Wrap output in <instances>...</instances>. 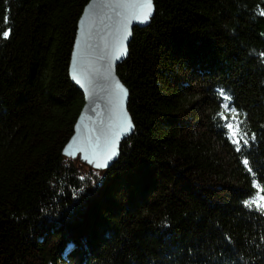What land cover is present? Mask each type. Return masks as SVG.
<instances>
[{
	"label": "trees",
	"instance_id": "1",
	"mask_svg": "<svg viewBox=\"0 0 264 264\" xmlns=\"http://www.w3.org/2000/svg\"><path fill=\"white\" fill-rule=\"evenodd\" d=\"M91 1L0 0V264H264V0H153L117 70L134 135L89 175L63 149Z\"/></svg>",
	"mask_w": 264,
	"mask_h": 264
},
{
	"label": "water",
	"instance_id": "2",
	"mask_svg": "<svg viewBox=\"0 0 264 264\" xmlns=\"http://www.w3.org/2000/svg\"><path fill=\"white\" fill-rule=\"evenodd\" d=\"M136 11L138 9L128 0H92L78 25L70 78L83 94L85 106L63 155L72 159H78L76 157L79 156L81 162L97 172H106L117 163L123 143L129 141L135 132L133 127L116 141L117 154L108 162L106 169L95 167L93 161L102 152L108 135L118 129L123 113H127L134 126L128 112L130 93L119 79L117 70L129 58V46L135 30L147 28L154 19L156 13L154 1L152 16L147 23L130 19L132 13ZM125 24L129 33L124 41L126 54L120 56L118 49ZM117 83L128 92L123 101V112L117 109Z\"/></svg>",
	"mask_w": 264,
	"mask_h": 264
},
{
	"label": "snow or ice",
	"instance_id": "3",
	"mask_svg": "<svg viewBox=\"0 0 264 264\" xmlns=\"http://www.w3.org/2000/svg\"><path fill=\"white\" fill-rule=\"evenodd\" d=\"M128 2L133 7L138 9V11L132 13L130 19H135L140 23H147L151 19L152 11H153V0H128ZM262 15H264V12H262ZM128 34L129 33H128V29H127V24H125L124 33L121 36L120 46L118 49L120 56H123L126 54L125 48H124V41L127 38ZM10 35H11V29H9L3 33V36L5 39H8ZM262 55H264V54H262ZM116 95L118 97L117 109L120 112H123L122 106H123V101L126 99V97L128 95L127 89L124 88L119 83H117ZM219 95L224 101H228L231 99L225 93L224 90H220ZM224 107L228 108V107H230V105L224 104ZM231 110L233 112L236 111L235 108H232ZM220 116L223 117V113H220ZM226 119L227 118H225V120ZM133 127L134 126L131 123L130 118L127 116V113H123L122 118L120 119V124H119L118 129H116L110 135H108V137L106 138L102 152H100L97 159H95L93 161L95 163V167L97 169H106L108 167V162L111 161L117 154V152H116V141L120 138L121 135L127 134L128 132H130ZM226 127L229 130H231L233 128V125L228 123V124H226ZM253 139H254V137H253ZM234 143H239V141H234ZM247 143H248V141L245 140L244 144H247ZM97 147H99V146H97ZM235 151L240 152L241 149L239 147H236ZM93 154L96 155V152H94ZM242 163L247 168V171L249 173H252V168L249 166V160L247 158H245V159H243ZM97 175H98V173H97ZM81 179H83V177H81ZM92 183L94 184L95 181H93ZM253 185L258 190V192L264 193V188H261L258 183L253 181ZM257 199L264 201V195L258 196ZM254 203H255V200L243 201V204L247 207H252V204H254ZM257 207L261 210H264V204H259V205H257Z\"/></svg>",
	"mask_w": 264,
	"mask_h": 264
},
{
	"label": "bare ground",
	"instance_id": "4",
	"mask_svg": "<svg viewBox=\"0 0 264 264\" xmlns=\"http://www.w3.org/2000/svg\"><path fill=\"white\" fill-rule=\"evenodd\" d=\"M152 20H153V19H152ZM151 22H152V21H151ZM144 29H145V28H144ZM129 47H130V46H129ZM72 55H73V53H72ZM71 58H72V56H71ZM70 68H71V63H70V66H69V71H70ZM71 139H72V136H71V138L68 140V142L66 143L65 147L70 143ZM65 147H64V149H63V152H64V150H65ZM63 157H64L65 159H67V160L77 161V162H79L80 165H82L83 167H85V168H87V169H90V167H89L87 164H85V163H83V162L80 161L79 156L76 157V158H78V159H72V158L67 157V156H64V155H63ZM85 162H87V161H85ZM93 171H95V170H93ZM98 172H99V171H98Z\"/></svg>",
	"mask_w": 264,
	"mask_h": 264
},
{
	"label": "rangeland",
	"instance_id": "5",
	"mask_svg": "<svg viewBox=\"0 0 264 264\" xmlns=\"http://www.w3.org/2000/svg\"><path fill=\"white\" fill-rule=\"evenodd\" d=\"M91 2H92V1H91ZM91 2H90V3H91ZM90 3H89V4H90ZM89 4L87 5V7L89 6ZM87 7H86V8H87ZM86 8H85V9H86ZM83 15H84V13H83ZM82 17H83V16H82ZM82 17H81V19H82ZM81 19H80V20H81ZM74 45H75V44H74ZM79 117H80V116H79ZM78 119H79V118H78ZM77 121H78V120H77ZM76 124H77V122H76ZM76 124H75V126H76ZM74 129H75V128H74ZM86 171H87V173H88L89 175H92V174H93L92 172H96V171H92L91 169H87ZM96 174H97V173H96Z\"/></svg>",
	"mask_w": 264,
	"mask_h": 264
}]
</instances>
